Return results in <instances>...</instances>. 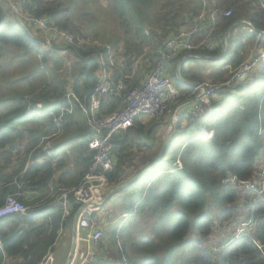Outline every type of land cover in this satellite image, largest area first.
<instances>
[{
  "label": "trees",
  "instance_id": "1",
  "mask_svg": "<svg viewBox=\"0 0 264 264\" xmlns=\"http://www.w3.org/2000/svg\"><path fill=\"white\" fill-rule=\"evenodd\" d=\"M108 1L118 15L124 16V21L128 20L121 36L123 46L120 58L116 59L114 55L113 64L107 60L108 45L88 40L72 21L70 9L63 2L0 0V73L4 70L1 69L2 63L7 60L6 51L11 52L7 60L8 68L11 67L14 52L22 59L20 67L23 71L30 65L16 81L21 80L25 88L18 89L10 79L7 80L8 92L0 95V205L9 193L16 191V183L22 181L23 194L18 200L27 208L26 214L12 213L0 217V264H39L73 217L75 209L68 218L62 219L53 195L48 197L47 192L56 170L65 164L68 157L66 149L70 150L76 168L69 173V177L73 174L72 185L80 181L89 167L92 153L87 149V142L91 133L82 109L87 105L89 92L99 82L101 58L105 59L104 68L109 72L113 84L118 86V92L104 96L101 101L100 112L109 114L121 106L123 94L140 85L164 50L165 40L186 19L178 11L173 10L171 15L170 10L158 12L153 20L162 34L148 38L144 27L152 14L145 0H139L135 14L129 10L134 0ZM15 2L24 14L46 17L58 31L68 34L72 42L61 39L63 43L57 44L51 40L52 46L46 49L42 31L17 19L11 4ZM208 2L216 14L211 33L215 45L213 49L202 46L191 51L198 58L183 59L178 71L184 80L200 81V74L205 72L213 82L224 81L230 77L229 70L244 60L248 41L264 42V33L257 35L243 30L242 27L246 25L243 22L229 28L234 21L245 19L264 32V0ZM196 6V12L191 7L194 16L202 8V1L198 0ZM226 11L230 12L229 16L224 15ZM227 29L229 39L225 54L218 59L206 58L221 54ZM205 34L204 31L197 33L191 41L201 40ZM40 49L44 51L38 58ZM64 49L71 54L73 65L58 53ZM50 54L53 58L58 56L60 62L52 63L54 68L67 63L71 81H66L57 73L53 84L46 82L45 74L39 70V62H46ZM185 55L186 52H182L178 57L168 59L164 71L167 77L175 81L178 89L191 92L195 85L182 82L174 72L177 60ZM196 59L203 62L202 67L189 66ZM133 68L135 74L131 75ZM263 75L262 68L255 72L256 79ZM42 85L45 87L40 89ZM62 107L70 111L61 113ZM28 109L29 112H26ZM260 118H264V89L247 87L244 79L222 88L211 98L210 108L203 116L191 120L185 112L181 113L173 124L166 154L154 165L153 176L148 178L150 173L145 172L105 201L111 202L112 206L119 205L113 210V225L116 223V226L112 229L111 237L121 242L116 248L114 261L106 264H264L256 245L264 247V203L254 200L249 192H237L221 183L228 176L246 180L257 171L256 166L264 151V138L258 135ZM134 126L113 136L115 162L108 178L114 186L128 179L122 180V167L127 163L125 159L132 140L139 147L152 149L157 142L162 144L161 137L166 131L163 128L156 135L157 126H145L139 121ZM198 126L212 131L211 139L198 138ZM48 139L54 141V154L51 156L43 151ZM22 142L25 144L22 145ZM157 152L143 158L141 156L142 161L149 160L144 165ZM177 159L180 167H176ZM66 175L60 174L57 181L59 187H64L61 180ZM36 189H46V192L25 198L26 193L32 194ZM210 204L219 211L212 214L208 208ZM239 212L243 217L253 215L255 229L252 236L255 241L241 236L233 240L216 259L212 258L202 242L210 235L214 221L224 225ZM123 213H131L127 226H119L117 222ZM144 213L148 214L149 230H137V217ZM192 232L195 236L190 235ZM100 250L93 264H103L107 260L104 248Z\"/></svg>",
  "mask_w": 264,
  "mask_h": 264
},
{
  "label": "built area",
  "instance_id": "2",
  "mask_svg": "<svg viewBox=\"0 0 264 264\" xmlns=\"http://www.w3.org/2000/svg\"><path fill=\"white\" fill-rule=\"evenodd\" d=\"M11 4L18 20L26 21L35 29L41 30L43 34L48 35L49 33L51 37H61L63 41L72 42L68 34L58 31L56 27L49 23L46 17L24 14L16 2ZM260 5L263 6V2ZM224 15L229 16L230 12L226 11ZM197 17L189 26L180 27L165 40L164 50L159 54L151 69L144 75L140 85L123 94L121 106L109 114L100 112L101 101L104 96L118 92V86L113 84L109 72L104 68L105 59L101 58L102 70L99 74V82L89 92L87 105L82 109L91 133L87 142V149L92 153L91 162L79 182L68 187H58L53 193V201L59 208L62 219L68 218L75 209L74 214L77 213L75 240L82 241L86 245L82 251L74 248L70 264H93L97 256L99 248L97 242L102 236L97 212L103 206L107 194L112 190L109 189L113 188V183L108 178V175L114 169L115 162V157L112 154L113 149L116 147L113 136L128 128L136 119L141 118L139 119L141 121L143 120L142 117L152 118L163 115L171 107L175 112L178 111L181 106L182 94L174 86L172 80L167 77L164 71L165 62L168 59L178 57L182 52H186V55L182 58L196 57L197 55L191 53V51L202 46H206L207 49L214 48L215 40L211 37V33L214 29L215 11L211 10L207 18L203 15ZM243 23H246L242 27L243 30L257 35L260 34L248 21ZM203 31L206 34L201 40L193 39L191 41L193 35ZM51 46V40L50 42L46 41L45 48L48 49ZM43 51L44 49H40L38 55L41 56ZM106 56L108 62L113 64L114 54L109 46H106ZM260 68L264 73V49L248 56L235 68H231L228 79L219 82H199L194 88L195 92L191 94L193 96L186 100V102H191L185 110L186 115L191 120L203 116L210 108L211 98H214L222 88L240 80L244 79L247 87L264 89V75L260 79L255 78V72ZM60 111L63 113L70 111V109L62 107ZM26 112H29V109ZM174 118L173 121L178 119L175 115ZM197 129L198 138L202 140L211 139L212 131L201 126H198ZM258 135L264 137V118H260ZM52 142L54 146L53 139L46 140L45 145H43V151L48 156L54 154L53 146L50 147ZM180 165L177 159L176 167H180ZM221 183L223 186L235 189L237 192H249L254 200H261L264 203V165H261L249 179L240 180L235 176H228L223 178ZM16 184V191L9 193L0 205V217L12 213L24 214L26 212V206L18 200L23 194L21 188L24 184L22 181ZM130 215L131 213H124L122 217L126 220ZM254 229L255 223L252 214L248 217L234 218L227 225L225 234L220 241L210 237L207 243L210 253L217 256L233 240L241 236L253 238ZM82 231H85L84 235H81ZM257 247L264 258V247L260 244H257ZM53 261L54 254L50 250L39 264H53Z\"/></svg>",
  "mask_w": 264,
  "mask_h": 264
},
{
  "label": "rangeland",
  "instance_id": "3",
  "mask_svg": "<svg viewBox=\"0 0 264 264\" xmlns=\"http://www.w3.org/2000/svg\"><path fill=\"white\" fill-rule=\"evenodd\" d=\"M59 1L63 2V4L66 5L70 9V17H71L72 21L74 23H76L81 28V30L83 31V33L85 34V36L88 40H91V41L96 40L98 42H101L103 44L108 45L110 47L111 51L113 52V54L115 55V58L116 59L120 58V54L122 52V46H123L121 36L124 35L125 26L128 24V20L124 21V18H123L124 16L122 17V16L118 15V13L115 12V9L111 6V4L108 0H59ZM145 1L149 4V12L152 14V16L147 14L150 17L147 19V21L145 23V27H144V29L146 30V33H147L146 35H148V38L151 35L157 36V35L162 34L160 28L157 27V24H155L154 20H153V16H155V14H157L158 12L165 13L167 10H170L169 14L171 15L172 11L174 10L176 12L178 11L179 13H183V15L186 17V19L182 21V24L178 28L184 27V26H189L193 20H196L198 18L197 16H194L193 9H192V8H194L195 12H196V9H197L196 5L198 3V0H145ZM201 1H202L203 6H206L208 4L207 8H209L208 0H201ZM138 8H139V0H134L131 3L129 10L131 13L135 14V13H137ZM204 10H205V12L207 11V9H204ZM142 11H143V9H141V12ZM125 17H128L130 19L131 16H125ZM237 24H239V23H237ZM178 28H176V30ZM44 35H45L44 36L45 40L48 42H50V40H55L57 42V44L63 43V41L59 37H55V36L51 37V34H49V33H48V35L47 34H44ZM248 42L249 43L247 45V49L245 52L246 56L244 57V59L257 52L253 48V45H254V43L256 44V42L255 41L253 42V40L248 41ZM58 53L61 54L64 58H66L70 64H72L73 59H71V57H70L71 54H69L68 51H66V50L60 51L59 50ZM10 56H11V52L6 51L7 60H9ZM13 56H14V58H11V67H9V68L7 67V60L4 61L1 65V69L4 68V70H3V73H0V95L8 92L9 86H7V80H10V79H11V82L16 83V86L18 89L25 88V84L21 83V80L19 82H16V81L23 76L24 71L28 70V67H30V65L29 66L27 65L26 69L23 71V68L20 67V62H22L21 57H19L16 52L13 53ZM38 58H41V56L38 55ZM127 58L129 59V57H127ZM194 58H198V57H194ZM55 62H57V64L60 63L58 60V56H56V58H53L51 54L47 56L46 62H43V61L39 62V70L45 74L46 82L48 84H50V83L53 84L54 75L57 73H60L61 74L60 77L65 79L66 81H71L72 76H71V74L70 75L68 74V72H70V71L67 67V63L64 64V66H62V67L59 66L57 68L56 67L54 68L53 67L54 64H52V63H55ZM189 66L202 67L203 62H201L199 59H196L195 61L189 63ZM174 70H176V66H175ZM40 71L38 74L41 73ZM134 74L135 73H134V68H133L131 75H134ZM52 75H53V80H52ZM200 76H201V80L196 81L198 83L201 81H210V82L214 81L213 79H211L208 76V73H205V72L201 73ZM15 78H17V79L14 80ZM219 81H222V80H219ZM172 83L174 84V86L176 88H178L176 86V83L174 80H172ZM39 87L41 89V88L45 87V85L44 86L42 85ZM172 111H174L173 107H171L170 110L163 115H160L157 117H152V118L142 117V119L146 120L144 123L145 126L150 125V126H154L156 128L158 123H163V125H162L163 128H166V130H167L169 127L168 119H169ZM174 115L177 118H179V116H180L178 111H176ZM139 119H141V118H139ZM139 119H136L135 121H133L129 126H134V124L137 121H139ZM136 126L137 125L134 126V130L137 133ZM132 141H133L132 145L127 150L128 154H129L127 156V158L125 159V162H127V163L125 166L122 167L124 176L128 175V174H126V172H128L129 174L131 172H133V170L130 168V166H132L137 161L138 158H139V160H141V156L143 158L146 155H150L152 152L155 153V152L159 151L158 149H160V144H161V143L157 142V144L155 146H153L152 149H148L147 147L144 148L143 146L139 147V145H137V142L135 140H132ZM24 144L25 143H23L22 145H24ZM139 144L141 145L140 142H139ZM52 146H53V142L50 143V147H52ZM68 152H69V156H71V152L69 149H68ZM22 156H23V154H22ZM147 157H149V156H147ZM257 165H258L257 169L261 165H264V151H263L262 157L260 158L259 163ZM154 171H155L154 167L149 170L150 176L148 178H151L153 176L152 172H154ZM127 178H129V177H127ZM127 178H123L122 180H126ZM52 185H53V183H52ZM58 187L59 186H56V189ZM113 187H114V184H113ZM53 188H55L54 185H53ZM29 191H31V190H29ZM237 203L238 202L236 201L235 204H237ZM106 206H108V204H106ZM103 207H104V205L99 210V212H102L101 213L102 216L105 214V208L103 210ZM113 207L119 208V205L116 204ZM208 208L212 210V214L219 211V209H216L213 206V204H210L208 206ZM97 217L99 219L101 218L98 214H97ZM236 217L242 218L243 216H242L241 212H239L236 215ZM72 218L73 217L71 216L69 223L66 226L67 232L65 233V238L68 241L71 240ZM128 218L126 220H124L123 217L122 218L119 217V219L117 221V222H119L118 225L119 226L120 225L127 226L130 222V220ZM233 218L224 225H220L219 221L215 220L213 225H212V230H211L210 235L202 242L203 248H206L209 250L207 243L210 240V237L214 238V240H216V241H220L222 236L225 234L227 225L233 220ZM107 219H108V215H107ZM115 226H116V223H115V225H113V223H108V222L106 223L105 222L103 224V228H102V236L100 237V239L97 242V245L99 246L100 249H101V247L104 248L105 257H108L107 260L103 264H106L108 262H113L115 257L117 256L116 248H117L118 244L121 242L119 239L111 237L112 229ZM149 226H150V221L148 220V214L147 213L141 214L137 217V223L135 224V228L137 230L147 231V230H149ZM190 235L195 236V233L192 232ZM62 239H64V237H62L61 240ZM61 240L59 241L58 246L61 245ZM128 251L130 252L131 249H128ZM213 258L216 259L217 257L213 256ZM70 262H71V259L68 262V264H70Z\"/></svg>",
  "mask_w": 264,
  "mask_h": 264
},
{
  "label": "crops",
  "instance_id": "4",
  "mask_svg": "<svg viewBox=\"0 0 264 264\" xmlns=\"http://www.w3.org/2000/svg\"><path fill=\"white\" fill-rule=\"evenodd\" d=\"M207 7H208V4L206 6H202V8H200V10L197 11L195 16L203 15V16H205L207 18L209 16L210 11L212 10V6L209 3V8H207ZM204 9H207V11L205 12ZM223 42H224V39H223ZM253 48L257 52L263 50L264 49V42L261 43V44H258L257 42H256V44L254 43ZM179 90H180L182 96H181V99H180L181 106L178 108V113L181 114V113L185 112L186 108L191 104V102H186V100L188 98H191L189 96L191 94H193L195 91L193 90V91L189 92V91H186V90H183V89H179ZM183 98H185V99H183ZM173 119H175L174 116H173ZM145 121L146 120L143 119V120L140 121V123L144 124ZM162 125H163V123H158L157 124V133H156V135H159L161 133V131L163 130V126ZM165 133H166V131L164 132V135H165ZM164 135L161 137V140H163ZM23 143H25V142H23ZM65 152L68 154V157H67V159L65 161V164L59 170H56V172L54 174V177L52 179V183H53V185L55 187L59 186V183L57 181L59 179L60 174H63V173H67L68 175H66L64 177V179L61 180V181H63L61 184L64 187H67V186H70V185L73 184V182H72L73 174H71V176L69 177V173H72L76 168H75L74 163H73L72 154H71V156H69L68 149H66ZM147 161H149V160L142 161V160L137 159V161L132 166H130V168L133 170V172H131L130 174L128 172H126V174H128V175L124 176V178H127V177L130 178L131 176L136 174L135 171H137V170L140 171L142 168H144L148 164L147 163L146 165H144ZM257 166H256V168H257ZM122 170H123V168H122ZM52 183L49 185V191L47 192L49 197H51L53 195L54 191H55V190L53 191ZM111 189L112 188H110L109 190H111ZM43 191L46 192V189H44V190L43 189H36L32 194L26 193L25 194V198L26 197H37L38 195L40 196V195L44 194ZM106 204H108V206H106ZM104 208H105V214L103 216L101 215L102 212H99V211L97 212V214L101 217L100 219L98 218L99 219V225L101 226V230H102L103 224L105 222L106 223L107 222L108 223H113V218L115 217V212L113 211V210H115V208L111 205V202L105 203L104 207H103V210H104ZM24 214H26V212ZM107 215H108V219H107ZM66 232H67V228L63 229L60 232L55 244L52 247L51 251L54 254L53 264H65V262L67 260V257H68V254H69V250H70V244H71L72 240H75V233L73 232V228H72L71 240L68 241L65 238V233ZM84 234H85V231H82L81 235H84ZM62 237H64V239L61 240ZM60 240H61V245L58 246ZM85 247H86V245L82 241L75 240V247L74 248H77L78 250L82 251V250L85 249ZM99 252H100V248H98L97 254Z\"/></svg>",
  "mask_w": 264,
  "mask_h": 264
},
{
  "label": "water",
  "instance_id": "5",
  "mask_svg": "<svg viewBox=\"0 0 264 264\" xmlns=\"http://www.w3.org/2000/svg\"><path fill=\"white\" fill-rule=\"evenodd\" d=\"M242 22H246L245 19H238L236 21H234L230 26H233L237 23H242ZM228 28V29H229ZM228 29L224 35V47H223V50L221 52L220 55L216 56V57H206V58H211V59H218L220 57H222L225 52L227 51V48H228V39H229V33H228ZM256 32L257 33H264L263 31L255 28ZM199 57V56H198ZM183 61V58H180L178 59L177 61V64H176V70H175V74H176V77H178L182 82H187V83H190V84H194V85H198L199 83L196 82V81H189V80H184L180 77L179 75V66L180 64L182 63ZM173 116H174V111H172L169 119H168V123H169V127L163 137V140H162V144L160 146V149L158 151V153L156 154V156L151 160L150 163H148L144 168H142L140 171H138L136 174H134L133 176H131L130 178H128L126 181H124L123 183H121L120 185L116 186L115 188H113L108 194H107V197H106V200L112 196L114 193H116L117 191L120 190L121 187H123L124 185L130 183L131 181L137 179L138 177H140L142 174H144L145 172L149 171L151 168H153V166L156 164V162L161 158L163 157L165 154H166V151H167V148L170 144V139H171V136H172V127H173ZM76 220H77V213H75L73 215V218H72V228H73V232L75 233V227H76ZM74 247H75V240H72L71 244H70V250H69V254H68V257H67V260L65 262V264H67L69 262V260L71 259L72 257V254H73V251H74Z\"/></svg>",
  "mask_w": 264,
  "mask_h": 264
},
{
  "label": "clouds",
  "instance_id": "6",
  "mask_svg": "<svg viewBox=\"0 0 264 264\" xmlns=\"http://www.w3.org/2000/svg\"><path fill=\"white\" fill-rule=\"evenodd\" d=\"M196 57H198V55H197ZM183 59H184V58H183ZM195 86H196V85H195ZM208 110H209V109H208ZM208 110H207V111H208ZM207 111H206V112H207ZM179 115H180V114H179ZM173 122H175V121H173ZM201 127H202V126H201ZM166 131H167V130H166ZM263 138H264V137H263ZM153 167H154V166H153ZM67 187H68V186H67ZM115 187H116V186H115ZM115 187H113V188H115ZM113 188H112V189H113ZM105 201H106V199H105ZM104 203H105V202H104ZM103 205H104V204H103ZM73 215H74V214H73ZM60 232H61V231H60ZM59 234H60V233H59ZM252 237H253V236H252ZM249 238H250V237H249ZM251 239L254 240L253 238H251ZM254 241H255V240H254ZM256 245H257V243H256ZM225 248H226V247H225ZM220 254H221V253H220ZM218 255H219V254H218ZM218 255H217V256H218ZM211 256H212V258H213V255H212V254H211ZM217 256H216V257H217ZM69 261H70V260H69Z\"/></svg>",
  "mask_w": 264,
  "mask_h": 264
}]
</instances>
